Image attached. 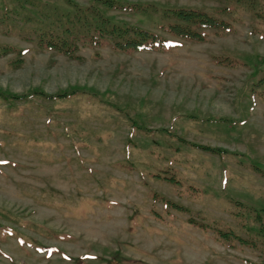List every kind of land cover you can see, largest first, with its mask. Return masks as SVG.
I'll return each mask as SVG.
<instances>
[{"label": "rangeland", "instance_id": "rangeland-1", "mask_svg": "<svg viewBox=\"0 0 264 264\" xmlns=\"http://www.w3.org/2000/svg\"><path fill=\"white\" fill-rule=\"evenodd\" d=\"M101 1L0 0V264H264V0Z\"/></svg>", "mask_w": 264, "mask_h": 264}, {"label": "trees", "instance_id": "trees-1", "mask_svg": "<svg viewBox=\"0 0 264 264\" xmlns=\"http://www.w3.org/2000/svg\"><path fill=\"white\" fill-rule=\"evenodd\" d=\"M102 3H107V0L101 1ZM170 16H172L178 22L169 23L166 26V30L169 34L185 38L188 40L194 41H202L204 39V35L201 32L194 30L191 26L195 28H221L222 30L227 27V23H224L222 20H216L210 15H207L203 11L194 10V9H184V8H176L169 10ZM100 16V15H99ZM96 27H93V30ZM104 30L103 32L114 33L116 35H129L130 37L123 42H115L114 45L119 50H132L138 49L140 46H146L148 43L159 42V40L154 35L148 34L146 31L137 29V28H127L126 26L116 25L111 23L105 18L99 17V26L98 29ZM67 27H63L61 29L62 33H65ZM58 33L53 29L46 28L40 34H38V44L40 47H45L48 49H55L56 51L62 52L66 55L70 56V51L74 49V47H70L65 45L66 39L60 40L58 38ZM67 35V33H66ZM44 37V38H43ZM122 37V36H121ZM11 50L14 48H10ZM9 51L8 47L4 45L0 46V55ZM263 81V79H260ZM39 95H43L48 98H52L53 96L45 95L41 92H36ZM202 149L206 151H215L213 148H208L205 146H201ZM172 207L175 209H183L175 204H172ZM11 232V231H10Z\"/></svg>", "mask_w": 264, "mask_h": 264}]
</instances>
